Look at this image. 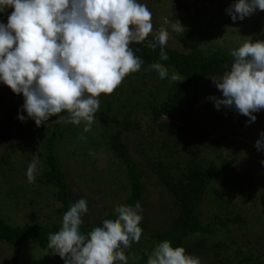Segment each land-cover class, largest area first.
<instances>
[{
    "label": "rangeland",
    "instance_id": "374dc122",
    "mask_svg": "<svg viewBox=\"0 0 264 264\" xmlns=\"http://www.w3.org/2000/svg\"><path fill=\"white\" fill-rule=\"evenodd\" d=\"M138 2L147 5L153 14V31L149 36L155 37L160 30H167L169 33L167 46L183 52H189L193 46H200L203 49L222 47L231 52L246 41L254 42L264 37V11L257 10L243 20H232L226 10L238 0H138ZM13 10L8 8L1 13L0 23L7 24L8 16ZM177 20L184 26V33L172 31V25ZM206 78L199 84L193 112L183 110L179 114L164 116L157 122L139 110L140 113L132 117L133 121H137L139 129L131 128L122 134V140L138 166L145 189L139 201L143 217L140 226H143V237H146L148 232L159 231L170 221L169 193L158 173L151 167L152 157L147 155L145 150L158 151L161 140L170 130H177L182 137L184 136L188 146L194 145L193 148L197 149V152L201 155L207 154L210 160L215 159L220 153L229 156L236 152L235 172L242 178L237 185H227L226 192L237 210L244 216L246 224L230 223L231 227L224 238L220 235L214 238L216 241L218 238L223 239L227 247H215L213 245L215 241H211L208 246L189 254L199 257L201 264H220L217 261L212 262L213 251L219 252L223 258L226 256L229 264H255L252 260L245 262L242 257L244 254L252 253L264 260V214L260 205V194L264 191V164L261 163L264 161V150H257L256 147V141L264 132V109L255 113L257 117L255 122L247 124L234 108L221 106L218 110L214 101L208 97L222 98V92L217 89L210 77ZM129 86L131 84L124 87ZM24 99L22 93H14L9 86L0 81V157L4 156L9 162L12 167L11 179L17 185L22 182L29 183L26 172L32 161L26 160L25 155L27 152L31 151V154L34 152L37 142L35 137L30 139L24 132L34 134L44 124L50 126L53 121L51 116L46 123L37 127L31 118L23 122L19 120L18 116L21 114L27 117V112L22 109ZM98 112L99 109L88 132L84 131L85 122L79 125L63 124L61 137L56 146L58 159L73 191L71 205L80 198L87 200L88 212L82 216L84 227L102 219L118 206L126 195L124 174L121 166L117 164L118 159L109 154L104 146ZM63 115L67 117L68 114L65 112ZM87 144H90L89 148ZM90 152L94 155H90ZM78 155L87 158L84 160ZM2 167L5 165L0 163V168ZM38 175L37 170L35 182L25 189L26 193H19L15 199L0 203L1 210L19 223L26 219L30 211H35L39 222L48 224L59 222L56 213L59 203L55 200L52 189L37 179ZM1 181H4L2 176ZM6 187L5 183L3 185L0 183V191ZM207 200L208 198L204 200V205H201L204 216L208 211L212 214V210H217L214 203ZM220 217L224 218L223 214ZM121 247L123 248L122 245ZM130 248L123 249L128 261H132V252H128ZM12 256L13 249L0 243V264H12ZM18 264L63 263L62 260L54 259L31 245ZM116 264L122 262L117 261Z\"/></svg>",
    "mask_w": 264,
    "mask_h": 264
},
{
    "label": "clouds",
    "instance_id": "9594fccd",
    "mask_svg": "<svg viewBox=\"0 0 264 264\" xmlns=\"http://www.w3.org/2000/svg\"><path fill=\"white\" fill-rule=\"evenodd\" d=\"M14 9L7 24L0 23V81L16 94H23L22 122L27 118L37 127L51 116L55 123L79 125L91 130L100 108L101 94L111 95L124 78L140 70L143 60L134 54L132 43L147 41L153 51L159 46L160 60L169 40L160 30L153 40L152 12L138 0H0V12ZM257 10L264 11V0H238L226 10L233 21L243 20ZM172 31L184 33L177 20ZM234 58L220 78L210 77L222 98L210 96L215 107L234 108L255 122V113L264 109V41H246L231 51ZM160 79L181 82L161 63L151 64ZM67 113V117L60 115ZM84 137H82L83 139ZM264 150V132L256 141ZM90 155L94 153L90 152ZM40 156L27 168V180L35 182ZM264 164V161H261ZM88 212L85 198L73 203L62 218L59 231L48 234L47 247L65 264H128L123 249L139 242L142 235V207L118 205L116 219H105L102 226L82 233V216ZM123 246V248L121 247ZM147 264H201L200 258L186 254L184 247L160 242L149 254Z\"/></svg>",
    "mask_w": 264,
    "mask_h": 264
},
{
    "label": "trees",
    "instance_id": "16d2710c",
    "mask_svg": "<svg viewBox=\"0 0 264 264\" xmlns=\"http://www.w3.org/2000/svg\"><path fill=\"white\" fill-rule=\"evenodd\" d=\"M154 38L149 36L147 40ZM257 40L264 41V37ZM130 47L134 54L143 60L141 68L137 72L128 74L111 95H100L98 114L101 119L104 146L109 154L118 159L117 164L121 166L124 174L126 195L119 205L134 206L141 201L145 189L138 166L122 140L123 132L131 128L139 129L137 121L132 120L133 115H138L140 110L150 115L152 121L157 120L158 122L164 116L179 114L183 110L193 112L199 84L203 78L221 77L224 71L230 69L234 58L231 52L222 47L203 49L200 46H193L189 52H183L166 45L164 51L169 58L160 60L159 46L153 51L147 47V41H145L143 43L134 42ZM156 62L168 69L169 76L176 73L183 81L171 82L170 79H160L159 74L149 67ZM143 79L146 80L143 81ZM126 84H131V86L124 87ZM241 118L246 124L250 119L242 114ZM57 119L58 116H53L50 126L44 124L43 129L36 130L34 134L31 132H24V134L30 139L32 137L37 139L34 152L32 151V154L31 151L27 152L25 159L33 161L34 156L39 154L37 179L52 189L53 196L59 203L56 210L59 222L55 221L50 224L39 222L35 211H30L26 219L19 223L0 208V243L13 249L12 264H18L26 249L31 245L46 252L54 259L62 260L65 264L64 259L58 254H52L51 249L47 247L48 234L59 231L63 215L71 206L70 199L73 194L66 173L58 159L56 146L61 137L63 124L55 123ZM186 142L180 132L170 130L161 140L158 151L147 152L145 150V153L152 157L151 167L158 173L164 188L169 193L170 221L163 226V229L148 232L146 237H143L142 231L140 241L133 242L128 251L132 252V261H128L129 264H147L149 254L163 240H169L173 247H184L186 254L208 246L211 241H215L213 244L215 247H227L223 239L218 238L216 241L214 238L219 235L224 238L223 236L231 227L230 223L233 225L246 224L244 216L237 210L226 192L227 185H237L242 180L235 172L236 152L229 156H223L220 153L215 159L210 160L207 154L201 155L197 149L193 148L194 145L188 146ZM93 145L96 146V144ZM89 147L90 144H87V148ZM78 157L84 160L87 158L80 155ZM0 163L5 165L0 168V176L4 179L0 183L1 185L5 183L7 186L0 191V203L2 204L15 199L19 193L25 192V189L32 183L15 184L11 179L12 167L4 156L0 157ZM206 198H208L207 202L214 203V208L217 210H212V214L208 211L204 216L201 205H204ZM260 205L264 214V191L260 194ZM116 207L95 224L85 227L81 225L80 231L86 234L94 227L102 226L103 220L116 219L118 215L115 212ZM221 214L224 218L220 217ZM141 227L143 230V226ZM212 254L214 256L212 262L229 264L226 256L223 258L217 251H213ZM242 258L245 262L252 260L255 264H264V260L262 261L259 255L252 253L244 254Z\"/></svg>",
    "mask_w": 264,
    "mask_h": 264
}]
</instances>
